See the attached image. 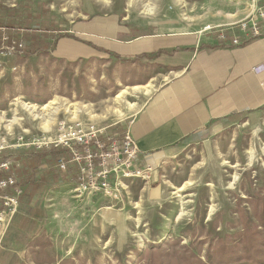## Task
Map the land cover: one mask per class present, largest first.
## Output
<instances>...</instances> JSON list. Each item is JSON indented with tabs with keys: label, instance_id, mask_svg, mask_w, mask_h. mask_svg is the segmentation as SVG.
Masks as SVG:
<instances>
[{
	"label": "rangeland",
	"instance_id": "obj_1",
	"mask_svg": "<svg viewBox=\"0 0 264 264\" xmlns=\"http://www.w3.org/2000/svg\"><path fill=\"white\" fill-rule=\"evenodd\" d=\"M0 4L18 7L24 18H34V28L63 29L82 17L116 23L128 19L131 26L145 25L150 32L159 19L171 18L181 24L191 20L199 31L228 29L247 19L254 6L251 0H0ZM23 30L12 31V36L26 41ZM57 54L75 57L63 48ZM153 57L134 64L94 59L77 67L41 55L9 60L0 68V142L17 144L20 138L31 142L55 133L61 123L114 125L113 133L122 136L127 122L170 72L178 70ZM43 99L50 101L43 104ZM72 168L67 175L70 185L55 187L52 181L32 211L26 205L23 214L34 217L14 218L0 247V264H149L155 256L153 247L160 244L170 263L182 261L188 250L206 262L219 239L243 230L242 213L264 235V225L256 218L259 197L264 198V123L254 130L241 124L188 147L165 168L158 187L151 178L128 180L121 201L78 190L72 179L77 181L79 171ZM44 169L50 170L46 164ZM60 174L56 182L64 180Z\"/></svg>",
	"mask_w": 264,
	"mask_h": 264
},
{
	"label": "crops",
	"instance_id": "obj_2",
	"mask_svg": "<svg viewBox=\"0 0 264 264\" xmlns=\"http://www.w3.org/2000/svg\"><path fill=\"white\" fill-rule=\"evenodd\" d=\"M144 27L128 19L78 17L63 28L73 38L59 39L53 56L69 64L111 58L123 64L164 52L154 62L178 69L125 125L138 149L136 167L154 169L156 188L165 168L188 147L241 124L254 130L264 123V36L233 46L220 38L227 35L232 42L237 28L204 32L193 29L191 20L181 24L174 18L159 19L153 32ZM60 48L75 57L57 54Z\"/></svg>",
	"mask_w": 264,
	"mask_h": 264
},
{
	"label": "built area",
	"instance_id": "obj_3",
	"mask_svg": "<svg viewBox=\"0 0 264 264\" xmlns=\"http://www.w3.org/2000/svg\"><path fill=\"white\" fill-rule=\"evenodd\" d=\"M254 3L252 13L247 19L229 27L234 40L228 42V36L222 35L221 41L233 46H242L253 39L264 36V0H251ZM206 28L204 32H213ZM24 43L11 37L9 30L2 25L0 13V68L18 55L22 54ZM113 126L101 127L94 123H61L55 133L34 137L31 142L24 138L17 144H10L7 139L0 142V247L14 218L19 213L24 189L19 186L16 171L21 168L20 162L4 160L7 151L36 149L38 151L60 150L68 158H60L56 169L68 173L72 167L79 171L78 190L100 195L112 201H121L127 191L128 180L151 178L152 167L138 168L136 160L138 149L127 130L122 136L114 134Z\"/></svg>",
	"mask_w": 264,
	"mask_h": 264
},
{
	"label": "trees",
	"instance_id": "obj_4",
	"mask_svg": "<svg viewBox=\"0 0 264 264\" xmlns=\"http://www.w3.org/2000/svg\"><path fill=\"white\" fill-rule=\"evenodd\" d=\"M17 8L18 7L10 8L0 4L2 25L8 28L9 35L13 37L11 32L23 30V26H25V30L23 31H27L28 34L26 41L25 39H23L24 41L21 39L24 43L22 54L14 59L22 62L27 58L37 55L52 58L54 57L52 48L56 47L57 42L55 45H52L51 41L56 39V35L59 36L58 40L65 37L73 38L71 35L64 33L66 31L65 29L51 30L48 27L44 29L31 27L34 18L30 16L24 18ZM25 10L28 12L30 11L29 8ZM29 15H31V13H29ZM162 54L165 53L159 52L154 57L158 58ZM53 59L56 60L55 58ZM136 61H138V59H136ZM136 61H127L126 63L132 64ZM61 62L66 63L65 60H61ZM70 64L77 67L80 61ZM48 97L53 96L50 94ZM49 101L50 99H43L41 103L47 104ZM2 157L4 160H13L21 164V168L16 171V175L19 179V186L24 189V195L21 198L20 209L16 219L20 214L27 212L26 205L27 208L29 206V212L34 209L35 204H38V197L43 194L48 184L53 181V184L56 185L67 179L69 180L70 176L68 177L67 175L72 171V169H70L68 173L60 174L57 169H54L55 163L60 158H68L66 152L60 150L38 151L36 149H29L15 152L7 151ZM45 164L50 168L49 171L44 169ZM59 174L63 176L64 180L56 182L59 179ZM73 180L75 181V179H72V181ZM259 198V205L256 208V218L258 222L264 225V198ZM24 203L26 204L23 205ZM31 214L27 213V217L23 214V218L34 217ZM241 222L243 230L235 235H227L225 239H219L218 244L214 246L213 250L211 247L212 252H209L206 262L195 253H191L190 250H188L186 253L187 256L183 257L182 261L176 264H264V243L260 242V239L264 238L263 232H261L259 227L251 224V219L246 213H242ZM153 250L155 256L153 259L151 257L149 264H173L168 261V255L163 245L154 246ZM224 259L227 261H223ZM72 264L76 263L73 262Z\"/></svg>",
	"mask_w": 264,
	"mask_h": 264
}]
</instances>
